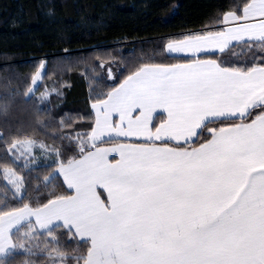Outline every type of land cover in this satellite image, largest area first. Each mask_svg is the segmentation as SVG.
Here are the masks:
<instances>
[{
	"label": "snow or ice",
	"instance_id": "1",
	"mask_svg": "<svg viewBox=\"0 0 264 264\" xmlns=\"http://www.w3.org/2000/svg\"><path fill=\"white\" fill-rule=\"evenodd\" d=\"M234 41L264 53V0H233L201 30L167 38L165 51L189 61L139 63L96 95L89 132L67 133L77 154L57 152L35 185L59 179L65 190L0 212V256L40 229L51 243L25 250L63 264L58 230L87 244L76 264H264V55L247 67L205 58ZM17 225L26 231L14 243Z\"/></svg>",
	"mask_w": 264,
	"mask_h": 264
},
{
	"label": "trees",
	"instance_id": "2",
	"mask_svg": "<svg viewBox=\"0 0 264 264\" xmlns=\"http://www.w3.org/2000/svg\"><path fill=\"white\" fill-rule=\"evenodd\" d=\"M232 2L0 0V212L24 204L39 207L48 200L49 192L59 194L65 190L59 179L41 184L39 190L35 185L52 170L57 152L65 159L77 154L75 137L67 138V133L75 129L82 137L89 132L94 121L90 107L93 98L118 86L139 63L189 61L191 57L165 51L167 38L201 30ZM262 55L253 45L237 42L223 54H209L205 58L247 67ZM43 63L47 74L41 77L35 94L28 96L33 76ZM44 91H49V95L41 100L37 95ZM21 141L42 144L46 149L43 157L25 165L12 148ZM34 158L37 160L38 156ZM5 168L21 178V196H16L5 182ZM18 228L22 238L26 228ZM17 229L12 232L14 243ZM33 235L36 241H29L25 248H13L0 257V264H53V259L55 264H63L47 251H26L45 239L51 243L44 231L37 230ZM57 235L62 251L71 254L69 264H76L72 257L86 254L87 244L69 239L63 230H58Z\"/></svg>",
	"mask_w": 264,
	"mask_h": 264
},
{
	"label": "rangeland",
	"instance_id": "3",
	"mask_svg": "<svg viewBox=\"0 0 264 264\" xmlns=\"http://www.w3.org/2000/svg\"><path fill=\"white\" fill-rule=\"evenodd\" d=\"M42 66H45V64H41L38 68V70L36 71V73L34 74L33 76V79H32V82H31V87L30 89L28 90L27 92V95H33L35 94L36 92V89H37V85H34L35 84V80L37 79L39 73H41L43 71V68ZM40 81H41V77H39ZM49 91H44V92H41L40 94L37 95V97L39 99H41L42 96H45L46 98L45 99H41V100H46L49 95L48 93ZM24 144H30L34 147L33 151L29 154L27 152H24L23 155H21V153L23 152V148L21 147V145H24ZM16 147L13 148V153L16 157H22L23 160L22 162L26 165V164H29V163H36L37 161H39V159L42 156V154L44 153V151H46L45 147L42 145V144H37V143H34L33 141H21V142H17L15 143ZM42 146V147H41ZM38 156L37 160H34L36 157ZM31 157H33V160L31 159ZM14 172V171H13ZM3 174H4V171H3ZM16 177H19L18 175H16L15 177L11 176V175H8V176H5L4 174V180L5 182L9 185V187L12 189L13 193L16 195V196H21L22 195V181H21V178L19 177V181L21 183V187L19 188V190L17 189V180H16ZM13 248H11V250L9 249L8 250V253L10 251H12ZM7 253V254H8ZM6 254V255H7ZM5 256V255H3ZM1 257V256H0Z\"/></svg>",
	"mask_w": 264,
	"mask_h": 264
},
{
	"label": "crops",
	"instance_id": "4",
	"mask_svg": "<svg viewBox=\"0 0 264 264\" xmlns=\"http://www.w3.org/2000/svg\"><path fill=\"white\" fill-rule=\"evenodd\" d=\"M234 43H237V42H232V44H234ZM170 55H175V56H186V57H190V56H188V55H184V54H170ZM92 112H93V114H94V110L92 109ZM95 115V114H94ZM110 159H111V157H110ZM33 222H34V218H33ZM23 223V222H22ZM19 227V225H17L16 227H14L13 229H12V232L13 231H15L17 228ZM37 230H39V231H44V230H40V229H37ZM11 250V249H10Z\"/></svg>",
	"mask_w": 264,
	"mask_h": 264
},
{
	"label": "built area",
	"instance_id": "5",
	"mask_svg": "<svg viewBox=\"0 0 264 264\" xmlns=\"http://www.w3.org/2000/svg\"><path fill=\"white\" fill-rule=\"evenodd\" d=\"M65 54H67V53H65Z\"/></svg>",
	"mask_w": 264,
	"mask_h": 264
}]
</instances>
